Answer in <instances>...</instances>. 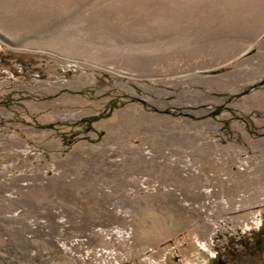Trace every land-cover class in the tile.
Returning <instances> with one entry per match:
<instances>
[{
    "label": "rangeland",
    "instance_id": "1",
    "mask_svg": "<svg viewBox=\"0 0 264 264\" xmlns=\"http://www.w3.org/2000/svg\"><path fill=\"white\" fill-rule=\"evenodd\" d=\"M239 1L0 0V264H218L258 226L264 132L193 83L254 53H193Z\"/></svg>",
    "mask_w": 264,
    "mask_h": 264
},
{
    "label": "crops",
    "instance_id": "2",
    "mask_svg": "<svg viewBox=\"0 0 264 264\" xmlns=\"http://www.w3.org/2000/svg\"><path fill=\"white\" fill-rule=\"evenodd\" d=\"M233 9L235 10L230 16L232 19L222 23L221 41L199 45L193 52L199 55L195 59L213 67L214 54H233L229 59L232 61L248 50L253 49L254 53L236 63L227 72L202 75L196 73L193 83L204 87L206 92L216 97L210 107L206 105L201 108H212V115L222 114L228 123H238L245 129L246 121H235L232 117L247 116L248 124H254L257 131L264 132V0H240Z\"/></svg>",
    "mask_w": 264,
    "mask_h": 264
},
{
    "label": "flooded vegetation",
    "instance_id": "3",
    "mask_svg": "<svg viewBox=\"0 0 264 264\" xmlns=\"http://www.w3.org/2000/svg\"><path fill=\"white\" fill-rule=\"evenodd\" d=\"M216 248H222L221 253L216 257L218 264H230L232 261L242 262L250 254L263 258L264 218L258 226L250 229L247 234L232 235L223 246H216Z\"/></svg>",
    "mask_w": 264,
    "mask_h": 264
},
{
    "label": "trees",
    "instance_id": "4",
    "mask_svg": "<svg viewBox=\"0 0 264 264\" xmlns=\"http://www.w3.org/2000/svg\"><path fill=\"white\" fill-rule=\"evenodd\" d=\"M8 104H11V103L8 102V101L7 102L0 101V105H8ZM97 120H99L98 117L92 116L90 119H84L83 121H87V122H90V123H94ZM39 125L42 126V127H51L52 126V124H39Z\"/></svg>",
    "mask_w": 264,
    "mask_h": 264
}]
</instances>
